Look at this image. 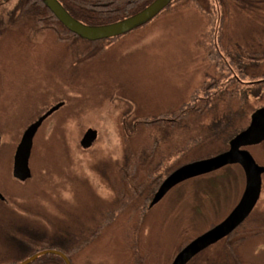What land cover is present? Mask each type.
<instances>
[{
    "label": "rangeland",
    "instance_id": "rangeland-1",
    "mask_svg": "<svg viewBox=\"0 0 264 264\" xmlns=\"http://www.w3.org/2000/svg\"><path fill=\"white\" fill-rule=\"evenodd\" d=\"M20 2L0 0V193L5 200H0V263L25 261L28 241L69 249L86 238L118 203L121 167L128 156L124 132L135 136L138 130L153 128L136 122L174 111L204 79L219 75L197 45L205 18L186 4L115 42L97 44L95 52L103 47L105 51L85 59L74 57L77 50L57 43L51 34L26 27L18 18ZM246 4L228 18L226 39L257 49L264 42L262 10L259 2ZM248 88L239 83L230 88L235 96L246 93L249 99L246 113L233 122L227 117L229 102L233 109L238 106L239 97L233 100L234 95L223 96L228 106L221 101L213 116L181 123L180 132L201 129L197 135L205 138L172 162L186 165L226 152L235 130L247 128L252 116L264 110V85L254 97ZM60 103L63 106L35 136L31 179L15 180L12 160L24 131ZM89 129L97 131L98 138L83 149L80 142ZM248 152L264 166V143ZM244 187L243 170L234 165L182 182L150 205L137 226L138 251L132 238L134 225L127 226L123 219L106 227L71 263L172 264L185 244L229 216ZM239 232L243 234L233 237L237 243L233 250L230 247L232 252L222 240L188 264H264V181ZM252 232L259 234L249 236ZM79 234L82 238L76 240Z\"/></svg>",
    "mask_w": 264,
    "mask_h": 264
},
{
    "label": "trees",
    "instance_id": "trees-1",
    "mask_svg": "<svg viewBox=\"0 0 264 264\" xmlns=\"http://www.w3.org/2000/svg\"><path fill=\"white\" fill-rule=\"evenodd\" d=\"M56 1L77 21L86 26L101 27L136 16L156 0ZM244 3L250 5L256 3V0H173L158 15L160 16L164 12L173 10L182 4H186L201 13L205 18V25L197 45L204 49L205 54L208 56V62L213 67L215 74L219 73L218 77L204 79L192 91L189 98L174 111L154 117H145L139 122H136L137 125H151L153 128L138 130L135 136H132L133 134L131 135L128 131L124 132V145L126 153L130 158V163L126 164L121 170L122 177L118 205L104 213L100 221L93 227L84 240L76 243L69 249L50 245L47 242L28 241L27 244L30 248V254L25 260L38 255V258L30 264H66L61 256L50 251L62 252L72 261L73 256L99 238L106 227L123 219L127 223V226L134 225L132 238L134 249L138 251L140 237L137 234V226H140L139 224L149 210L161 184L171 172L182 166L173 163L172 160L182 159L193 148L201 144L205 138L204 135L201 137L197 135L201 132V129L196 131L192 128L187 129V132H180V124L185 121L191 122L197 120L200 122L204 117L215 114L218 103L224 101L226 104V100H223L224 97L228 99L226 93L228 83L225 80L226 71L227 75L231 70L241 80L247 81L245 86H249L248 90L252 93L251 95L253 97L257 94L259 86L264 85V42L260 48L253 49L254 45L250 48H243L236 44L232 45L226 39L227 33L225 26L228 18L232 19L236 15V8ZM259 4L262 10L263 17L261 25L264 32V0H260ZM17 13L18 18L24 19L26 27L28 26L31 31L51 34L57 43L74 47L77 50L76 54L73 55L74 57L85 59L95 57L105 51L106 48L103 47L101 51L95 52L94 48L97 44L102 42H115L130 32L145 27L158 17H155L125 35L91 42L70 32L51 12L45 0H21L17 8ZM80 49L82 50L80 51ZM260 81L262 82L258 83ZM231 82L234 83L235 81L232 80ZM236 96L239 98L238 106H235V109H233L232 104L229 102V114L227 118L232 122V119H237L240 115L245 114L248 108V94H237ZM236 96L230 97L234 100ZM35 120H32V122ZM241 131L243 130H235L233 136L238 135ZM133 139L142 143L145 141V147L143 149L140 148L141 150L139 152H133L131 142ZM240 228L241 226L229 237L223 239L230 252H232L231 250H233L235 243H237V241H232L233 237L239 233L243 234V232H239ZM257 234L259 232H252L249 236ZM186 245L188 244H185L181 250ZM41 253L45 254L39 256ZM20 263L22 262L8 261L1 262L0 264ZM237 264L244 263L237 261Z\"/></svg>",
    "mask_w": 264,
    "mask_h": 264
},
{
    "label": "water",
    "instance_id": "water-1",
    "mask_svg": "<svg viewBox=\"0 0 264 264\" xmlns=\"http://www.w3.org/2000/svg\"><path fill=\"white\" fill-rule=\"evenodd\" d=\"M48 8L57 19L73 34L91 42H97L125 35L139 26L151 21L165 10L173 0H156L144 11L124 21L101 27H90L77 21L56 1L45 0ZM262 81L258 82L261 83ZM63 106V103L55 105L23 133L16 148L13 159V177L20 182H25L32 177L30 158L34 145V139L44 122ZM98 138V132L89 129L85 132L80 145L83 149H89ZM264 142V110L257 111L246 130L240 132L231 142L230 148L221 154L205 160H199L181 166L172 172L159 187L152 203L161 201L174 187L189 179L215 172L228 165H240L246 178L245 190L236 207L229 216L220 224L197 237L186 245L174 258L172 264H188L202 251L229 237L250 216L256 206L261 193L262 174L264 168L257 165L251 154L244 149L246 146L258 145ZM1 147V135H0ZM0 200L4 197L0 193ZM61 256L66 264L71 261L59 251H50ZM45 253H41L43 255ZM38 258L32 256L20 264H30Z\"/></svg>",
    "mask_w": 264,
    "mask_h": 264
},
{
    "label": "flooded vegetation",
    "instance_id": "flooded-vegetation-1",
    "mask_svg": "<svg viewBox=\"0 0 264 264\" xmlns=\"http://www.w3.org/2000/svg\"><path fill=\"white\" fill-rule=\"evenodd\" d=\"M256 2H260V0H256ZM262 45V44H261ZM261 47V46H260ZM258 49V48H257ZM232 80H234L235 82L234 83H232L231 81ZM227 87H226V93H227V95H229V93L231 92L230 91V88L231 87H233V86H235V84L236 83H239V85H242V87H244V85H246L247 84V81H244V80H241V78H239V77H237L236 75H235V73L233 72L232 73V71L230 70L229 72H228V78H227ZM234 95V92L232 93H230V95L228 96V97H230V96H233ZM247 128H245L244 130H246ZM243 130V131H244ZM242 132V131H241ZM133 136V135H132ZM237 136V135H236ZM235 136V137H236ZM234 137V138H235ZM233 138V139H234ZM132 148H133V152H139L141 149H143L144 147H145V141H143L144 143H142V142H140V141H138V140H136V139H133L132 141ZM264 143V142H263ZM262 144V143H261ZM231 145V144H230ZM258 145H260V144H258ZM254 146H256V145H251V146H246V147H244V149L245 150H247L248 151V148L249 147H254ZM141 148V149H140ZM230 148V147H229ZM13 158H14V155H13ZM181 159H179L178 161H180ZM130 163V158L128 157V156H126V158H125V162L123 163V165H122V169L124 168V166L126 165V164H129ZM258 165V164H257ZM234 166H240V165H234ZM259 166V165H258ZM241 167V166H240ZM261 168H264V166H260ZM242 168V167H241ZM242 170H243V168H242ZM12 171H13V160H12ZM243 173H244V171H243ZM12 176H13V174H12ZM244 177H245V173H244ZM14 178V177H13ZM261 178H262V186H263V181H264V173L262 174V176H261ZM15 179V178H14ZM15 180H17V179H15ZM18 181V180H17ZM245 186H246V178H245ZM119 188L117 187V199H118V202H119V190H118ZM244 190H245V187H244ZM244 190H243V192H244ZM3 201H5V200H3ZM117 205H118V203H117ZM116 205V206H117ZM112 209V208H111ZM109 210V209H108ZM80 231V230H79ZM81 232V231H80ZM79 232V233H80ZM76 240H80L81 238H82V236L79 234V235H76ZM85 239V238H84ZM84 239H82V240H84ZM81 240V241H82Z\"/></svg>",
    "mask_w": 264,
    "mask_h": 264
}]
</instances>
